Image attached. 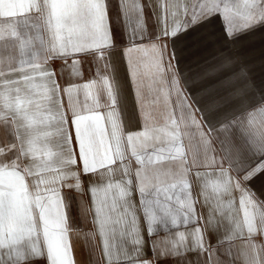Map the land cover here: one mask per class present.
Masks as SVG:
<instances>
[{
    "label": "snow or ice",
    "instance_id": "1",
    "mask_svg": "<svg viewBox=\"0 0 264 264\" xmlns=\"http://www.w3.org/2000/svg\"><path fill=\"white\" fill-rule=\"evenodd\" d=\"M257 36L264 0H0V264H264Z\"/></svg>",
    "mask_w": 264,
    "mask_h": 264
},
{
    "label": "crops",
    "instance_id": "2",
    "mask_svg": "<svg viewBox=\"0 0 264 264\" xmlns=\"http://www.w3.org/2000/svg\"><path fill=\"white\" fill-rule=\"evenodd\" d=\"M254 42H255V51H254L253 55L256 57L255 62H254V67L256 69L257 75H259L260 74L259 56H260L261 49L264 48V41L261 40L260 36H257L254 38ZM134 55H135L136 59L140 60L141 62L146 60L144 53H135ZM85 68H87V65H85ZM85 77H87V72H85ZM86 199H87V197H85V200ZM72 239H73V242L76 243V245H77V260L79 261V264H87L88 253H87V250L85 248H83L82 239L78 241L77 237L75 235H73ZM166 264H173V262L171 260H169L166 262Z\"/></svg>",
    "mask_w": 264,
    "mask_h": 264
}]
</instances>
